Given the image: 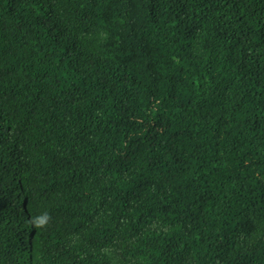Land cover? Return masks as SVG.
<instances>
[{"label":"trees","instance_id":"1","mask_svg":"<svg viewBox=\"0 0 264 264\" xmlns=\"http://www.w3.org/2000/svg\"><path fill=\"white\" fill-rule=\"evenodd\" d=\"M0 264H264V0H0Z\"/></svg>","mask_w":264,"mask_h":264},{"label":"clouds","instance_id":"2","mask_svg":"<svg viewBox=\"0 0 264 264\" xmlns=\"http://www.w3.org/2000/svg\"><path fill=\"white\" fill-rule=\"evenodd\" d=\"M49 219V217L47 216V214H44L41 217L35 218L32 223L36 226V227H41V226H45L46 221Z\"/></svg>","mask_w":264,"mask_h":264}]
</instances>
